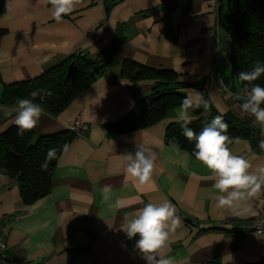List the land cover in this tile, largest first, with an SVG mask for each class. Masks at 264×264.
<instances>
[{
	"label": "crops",
	"instance_id": "1",
	"mask_svg": "<svg viewBox=\"0 0 264 264\" xmlns=\"http://www.w3.org/2000/svg\"><path fill=\"white\" fill-rule=\"evenodd\" d=\"M77 0L74 11L56 22L46 0H0V134L14 124L18 97L1 101L4 86L40 76L73 53L97 56L117 32L123 42L94 81L59 115L44 112L32 130L39 136L66 130L80 116L88 125L57 157L48 194L30 205L20 198L15 179H0V264H147L121 229L147 203L169 200L182 221L170 235L165 256L173 264H264V233L252 231L264 186L247 201V214L215 207L220 193L211 171L195 156L164 143L166 127L179 123L178 109L154 125L127 133L114 126L150 94L153 81L130 82L121 65L131 60L169 70L179 91L221 115L230 113L255 130L243 114L242 89L231 75L232 0ZM264 107V104L261 105ZM208 108V109H209ZM190 118L194 117L189 111ZM259 140V141H260ZM156 153L149 183L140 186L126 173L123 155L136 145ZM233 155L264 167V150L247 140L229 146ZM111 187L104 200L103 188ZM122 199L125 207L110 205Z\"/></svg>",
	"mask_w": 264,
	"mask_h": 264
},
{
	"label": "trees",
	"instance_id": "2",
	"mask_svg": "<svg viewBox=\"0 0 264 264\" xmlns=\"http://www.w3.org/2000/svg\"><path fill=\"white\" fill-rule=\"evenodd\" d=\"M232 25L228 28L231 38L230 71L237 84L248 89L259 84L264 87V73L251 84L239 80L240 72H249L257 64L264 66V0H232ZM4 6L0 3V14ZM5 30L0 29V38ZM123 42L119 33L111 43L95 56L73 53L59 64L40 76L4 86L1 101L11 104L16 98L32 100L40 104L44 112L53 116L64 111L103 71L113 54ZM121 77L130 82L153 81L149 95L137 101L132 110L114 124L120 133L148 128L166 117L167 113L179 107L186 96L178 89L182 85L175 73L169 70H154L131 60H124L121 65ZM37 91L33 97L31 93ZM194 117L188 127L197 135L211 120L221 115L213 108L206 112L202 108L189 109ZM228 124L225 135L232 138V145L247 140L255 151H259V134L233 114L222 115ZM18 128L12 124L0 134V177L15 179L21 201L30 205L48 194L51 186V174L60 153L70 143L73 134L62 131L39 136L32 142L33 132L25 131L18 135ZM164 143L167 146L186 151L193 155L195 140L189 141L183 134L181 122L170 123L165 130ZM55 149L49 160L48 153ZM47 163V167L42 165Z\"/></svg>",
	"mask_w": 264,
	"mask_h": 264
},
{
	"label": "clouds",
	"instance_id": "3",
	"mask_svg": "<svg viewBox=\"0 0 264 264\" xmlns=\"http://www.w3.org/2000/svg\"><path fill=\"white\" fill-rule=\"evenodd\" d=\"M52 5L51 17L56 21H62L63 17L71 14L77 0H46ZM264 73V66H257L249 72H240L239 80L251 84ZM246 98L240 104L243 114L254 117V124L259 125L260 134L264 137V87L256 84L246 89ZM33 97L38 95L37 91L31 93ZM202 94L197 93L194 100L191 97L183 99L178 109L177 121L181 122L182 134L189 140H195L193 155L195 159L205 165L212 173L210 179L214 181L213 187L220 193L216 198L215 207L220 210H228L233 215L241 216L247 214L249 209L245 207L247 201L257 198L262 186H264V167L258 170L259 174L249 172L251 164L241 156L233 155L228 145L233 142L232 138L225 133L228 124L223 121L222 115L215 116L211 122L197 135L188 124L191 123L189 109L199 108ZM203 107L208 110L209 105L204 102ZM44 113L40 104L32 100L22 99L17 102V115L14 124L18 128V135L25 131L33 130ZM236 142L238 138H236ZM260 149L264 150V139L259 141ZM175 147V145H173ZM55 153L51 149L48 153L50 160ZM126 164V173L135 179L140 186L149 183L152 177L156 153L137 144L134 154L128 152L123 155ZM47 167V163L42 165ZM5 179V177H0ZM111 187L105 185L103 188L104 200L109 199ZM122 199H117L110 205L113 209L125 207ZM181 219L176 215L175 206L167 199L159 204L147 203L131 218L125 217L121 229L128 239L139 236L135 248L147 264H173L170 257L165 256L170 235L175 233L181 226Z\"/></svg>",
	"mask_w": 264,
	"mask_h": 264
},
{
	"label": "built area",
	"instance_id": "4",
	"mask_svg": "<svg viewBox=\"0 0 264 264\" xmlns=\"http://www.w3.org/2000/svg\"><path fill=\"white\" fill-rule=\"evenodd\" d=\"M242 89V97L246 98V89ZM250 89V88H248ZM88 130V125L82 121L80 116H77L73 121L66 125V131L74 136L84 135ZM252 231L255 233H264V206L257 205V213L252 219ZM3 249V244L0 241V250Z\"/></svg>",
	"mask_w": 264,
	"mask_h": 264
},
{
	"label": "water",
	"instance_id": "5",
	"mask_svg": "<svg viewBox=\"0 0 264 264\" xmlns=\"http://www.w3.org/2000/svg\"><path fill=\"white\" fill-rule=\"evenodd\" d=\"M118 1H119V0H115V1H114V4L117 3Z\"/></svg>",
	"mask_w": 264,
	"mask_h": 264
},
{
	"label": "rangeland",
	"instance_id": "6",
	"mask_svg": "<svg viewBox=\"0 0 264 264\" xmlns=\"http://www.w3.org/2000/svg\"><path fill=\"white\" fill-rule=\"evenodd\" d=\"M230 14H231V11H230Z\"/></svg>",
	"mask_w": 264,
	"mask_h": 264
}]
</instances>
